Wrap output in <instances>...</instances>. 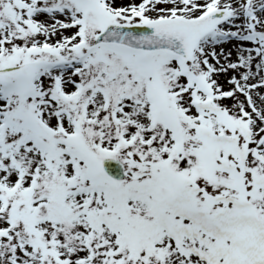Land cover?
Wrapping results in <instances>:
<instances>
[{"label":"snow or ice","instance_id":"1","mask_svg":"<svg viewBox=\"0 0 264 264\" xmlns=\"http://www.w3.org/2000/svg\"><path fill=\"white\" fill-rule=\"evenodd\" d=\"M0 264H264V0H0Z\"/></svg>","mask_w":264,"mask_h":264}]
</instances>
